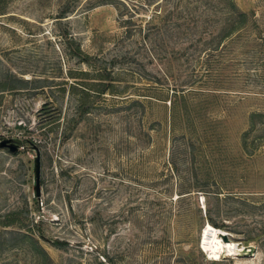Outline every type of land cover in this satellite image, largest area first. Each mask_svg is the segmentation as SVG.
I'll return each mask as SVG.
<instances>
[{"label":"rangeland","instance_id":"1","mask_svg":"<svg viewBox=\"0 0 264 264\" xmlns=\"http://www.w3.org/2000/svg\"><path fill=\"white\" fill-rule=\"evenodd\" d=\"M154 1L0 0V264H264V0L221 40L143 39ZM207 222L256 253L212 259Z\"/></svg>","mask_w":264,"mask_h":264},{"label":"trees","instance_id":"2","mask_svg":"<svg viewBox=\"0 0 264 264\" xmlns=\"http://www.w3.org/2000/svg\"><path fill=\"white\" fill-rule=\"evenodd\" d=\"M146 4L152 7V11L148 20L145 21L147 27L144 29L143 39L148 38L149 35L153 34V31L159 29L157 25H153L155 21L162 22V25L171 30L176 28L181 30L186 25L187 27H184L186 31L189 28L199 29L206 23H213L220 28V40L233 32L237 33L236 36H240L259 28V20L255 13L251 10L243 11L234 0H155ZM134 7L137 6L130 7L132 13H135ZM66 16V13L61 11L57 17L64 18ZM121 21L127 23L132 19H122ZM203 29L204 32L208 31L207 28L203 27ZM213 31L214 29H209L210 33ZM29 238L34 240L32 234L29 235Z\"/></svg>","mask_w":264,"mask_h":264},{"label":"water","instance_id":"3","mask_svg":"<svg viewBox=\"0 0 264 264\" xmlns=\"http://www.w3.org/2000/svg\"><path fill=\"white\" fill-rule=\"evenodd\" d=\"M23 146V140L20 138L13 137H2L0 138V148H7L10 152L14 153ZM33 152V165H32V175H33V197L39 199L41 196V162H40V150L36 144L29 142L28 146ZM219 235L224 239L228 240L227 233H219ZM256 253V247L253 245H246L238 248L234 254L235 257H251Z\"/></svg>","mask_w":264,"mask_h":264},{"label":"bare ground","instance_id":"4","mask_svg":"<svg viewBox=\"0 0 264 264\" xmlns=\"http://www.w3.org/2000/svg\"><path fill=\"white\" fill-rule=\"evenodd\" d=\"M219 233H224V231L208 222L205 223L200 236L201 247L212 259H219L222 254L234 256L236 250L242 246L235 242L224 240Z\"/></svg>","mask_w":264,"mask_h":264}]
</instances>
